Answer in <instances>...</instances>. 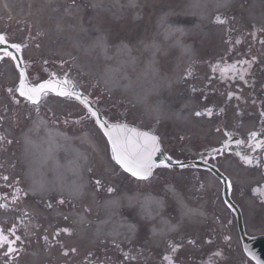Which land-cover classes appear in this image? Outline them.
<instances>
[{
    "label": "bare ground",
    "instance_id": "bare-ground-1",
    "mask_svg": "<svg viewBox=\"0 0 264 264\" xmlns=\"http://www.w3.org/2000/svg\"><path fill=\"white\" fill-rule=\"evenodd\" d=\"M0 23L40 38L37 56L52 65L70 62L97 81L112 104H132L175 128L182 118L176 105L187 109L200 102L194 92L211 88L212 81L197 84L200 72L232 50H254L250 33L262 36L254 56L264 65V0H0ZM232 35L244 38L239 47L230 45ZM246 56L237 53L235 61ZM188 73L194 75L189 87ZM49 109L80 111L61 102ZM71 117L35 115L18 142L0 117V193L19 200L0 205V232L18 242L15 258L0 244V264H176L173 248L182 258L191 255L190 244L206 230L203 220L220 232L221 207L210 197L190 205L171 190L178 213L170 215L158 187L113 181L105 140L92 128L69 133L64 120ZM16 177L25 193L8 197ZM205 186L216 190L211 178ZM210 205L217 216L209 214Z\"/></svg>",
    "mask_w": 264,
    "mask_h": 264
},
{
    "label": "flooded vegetation",
    "instance_id": "flooded-vegetation-1",
    "mask_svg": "<svg viewBox=\"0 0 264 264\" xmlns=\"http://www.w3.org/2000/svg\"><path fill=\"white\" fill-rule=\"evenodd\" d=\"M0 35L6 37V43L0 46L6 45L19 55L27 79L32 85L54 78H68L62 70L55 74L36 64L32 57L28 56L23 38H17L6 30H1ZM12 44H19L21 47L17 50L10 47ZM0 57V102L15 105L10 113L15 117L24 115V121H27L34 110L28 108L29 101L19 93L18 71L7 52L0 50ZM234 71L233 66L223 67L220 73L227 74L219 75L218 80L224 82L229 77H234L233 79L243 81L249 86L255 84L253 65H244L239 73ZM196 94L203 100L187 109L176 105V111H179L182 117L179 122L176 121V140H172L166 132L160 131L157 124L142 117L116 116L112 122L125 123L159 138L163 151L176 162V168L166 165L161 167L175 170L176 189L187 198L192 192L200 195L206 193L203 182L209 175L202 169L204 165H211L219 170L225 179V185L219 184V197L225 208L226 230L232 224L233 214L224 202L225 192L227 197L239 206L245 223L246 216L251 215L249 223L264 229V100L251 103H211L204 99L218 96V92ZM248 95L258 97L264 95V91L249 92ZM50 100L46 94L42 95L40 106L48 104ZM242 180L244 183H241ZM248 202L253 206H248ZM229 216L231 222L228 223ZM226 241L228 242V239Z\"/></svg>",
    "mask_w": 264,
    "mask_h": 264
},
{
    "label": "snow or ice",
    "instance_id": "snow-or-ice-1",
    "mask_svg": "<svg viewBox=\"0 0 264 264\" xmlns=\"http://www.w3.org/2000/svg\"><path fill=\"white\" fill-rule=\"evenodd\" d=\"M218 22L223 23V21H220L218 19ZM6 43V37L4 35H0V44ZM10 47L16 48L17 50L20 49L21 45L19 44H12ZM6 52V49L4 50ZM2 59V57H0ZM241 63H249L247 61H242ZM50 83V82H49ZM49 84H41L39 85L38 89H32L31 91L36 93V100L34 102H38L39 100V93L43 91L45 88H47ZM24 94V93H22ZM60 95H70V93L60 92ZM32 99V97H29ZM77 99H82L81 96L77 95ZM92 115H95V113H92ZM97 123L103 128L104 124H101L98 120ZM106 135H109V133H106ZM150 141L153 146L156 144V138L155 137H146L144 142L141 141V139L137 138L135 140L129 139L125 144L117 146V142L113 141L114 147L113 152L114 156L113 158L116 160V162L126 171L129 172L132 176L140 177V178H146L148 175L151 174L152 170V163L150 161V154L149 157H144L142 155V151L147 150V142ZM7 179V177H5ZM97 185H99V181L96 182ZM109 192L112 191L111 188L108 189ZM19 239V237H17ZM6 241L5 236L2 232H0V244H3ZM14 243V241H13ZM10 247V245H9ZM11 250V248H10ZM176 249L173 248V251ZM167 259V257H166Z\"/></svg>",
    "mask_w": 264,
    "mask_h": 264
},
{
    "label": "water",
    "instance_id": "water-1",
    "mask_svg": "<svg viewBox=\"0 0 264 264\" xmlns=\"http://www.w3.org/2000/svg\"><path fill=\"white\" fill-rule=\"evenodd\" d=\"M49 86L47 88H45L44 90H50L54 93L59 94L60 92H65V93H70L69 96L77 99V95H79L78 93L73 91V86L71 83L66 82V81H55L52 83H48ZM81 96V95H79ZM82 97V96H81ZM78 101H80L81 103H83L92 113H95L94 117L96 119V122L99 120L101 124H104V127L102 128L98 123V126L103 130V132L105 133H109V135H106L107 138L109 139L112 148L114 147L113 141L117 142V146L119 145H123L125 144L129 139H137L140 138V135H132L130 136L131 130L125 126H121V127H112L110 125H108L104 119L102 118V116L92 107V105L85 99L82 97V99H77ZM146 138V137H144ZM150 154V161L152 163V165L154 163H156L154 160L155 158L161 156L160 154V150L159 147L157 145V143L155 144V146H153L151 144L150 141L147 142V150L146 151H142V155L144 157H149ZM161 159V158H160ZM129 173V172H128ZM136 177V176H135ZM136 178H140V177H136ZM245 245H246V249L249 252H256L258 249L256 248V243L259 242V240H247L244 239L243 240Z\"/></svg>",
    "mask_w": 264,
    "mask_h": 264
},
{
    "label": "rangeland",
    "instance_id": "rangeland-1",
    "mask_svg": "<svg viewBox=\"0 0 264 264\" xmlns=\"http://www.w3.org/2000/svg\"><path fill=\"white\" fill-rule=\"evenodd\" d=\"M259 36H261V35H259L258 33H256L255 34V37H253V38H255L257 41H258V39H259ZM232 38L234 39V38H238V37H236V36H232ZM33 40H31V42H30V44L31 45H33L34 43V39L35 38H32ZM47 65V64H46ZM47 67H49V65H47ZM71 72L74 74V75H76V76H78V78L80 79V81L81 82H83L84 83V85H85V88H86V91H89L90 89L92 90V87H91V83L92 82H90V81H92V80H89V79H87L84 75H82L81 73H79L76 69H71ZM85 81V82H84ZM95 89V88H94ZM94 89H93V91H94ZM91 90H90V92H91ZM93 91H92V93H93ZM91 93V94H92ZM225 94V96L224 97H226V92L225 91H223L222 92V94ZM95 96L99 99V104L103 107V109H104V112H106L107 114H109V112H110V110H112L113 111V109H117L118 111V113L120 112V113H122V111H121V109L120 108H114V107H110L109 106V104H108V102H106L105 101V99L104 98H102V95L101 94H99V92L97 93H95ZM113 108V109H112ZM111 111V112H112ZM170 132H168L169 133V135L170 134H173V131H171V130H169ZM106 148H107V145H106ZM122 178H125V176L122 174V173H116V176L115 177H113V181H120V180H123ZM117 183H119V182H117ZM120 184V183H119ZM149 185H151V184H149ZM193 255H194V253H193ZM192 255V256H193ZM190 255H188V256H186L185 257V259H189L188 257H189ZM191 264H193V263H191Z\"/></svg>",
    "mask_w": 264,
    "mask_h": 264
}]
</instances>
